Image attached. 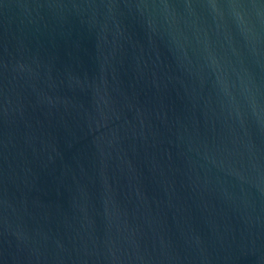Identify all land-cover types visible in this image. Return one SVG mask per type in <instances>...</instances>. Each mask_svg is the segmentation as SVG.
Returning a JSON list of instances; mask_svg holds the SVG:
<instances>
[{"label":"water","instance_id":"95a60500","mask_svg":"<svg viewBox=\"0 0 264 264\" xmlns=\"http://www.w3.org/2000/svg\"><path fill=\"white\" fill-rule=\"evenodd\" d=\"M0 264H264V0H0Z\"/></svg>","mask_w":264,"mask_h":264}]
</instances>
